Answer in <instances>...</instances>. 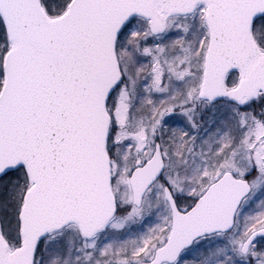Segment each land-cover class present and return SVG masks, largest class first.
<instances>
[{
  "label": "snow or ice",
  "instance_id": "6c2138e0",
  "mask_svg": "<svg viewBox=\"0 0 264 264\" xmlns=\"http://www.w3.org/2000/svg\"><path fill=\"white\" fill-rule=\"evenodd\" d=\"M0 264H264V0H0Z\"/></svg>",
  "mask_w": 264,
  "mask_h": 264
}]
</instances>
